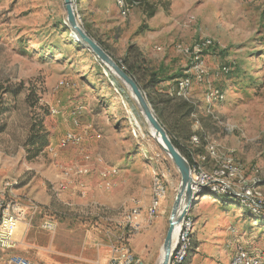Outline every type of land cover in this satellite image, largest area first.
Here are the masks:
<instances>
[{"label": "rangeland", "instance_id": "1", "mask_svg": "<svg viewBox=\"0 0 264 264\" xmlns=\"http://www.w3.org/2000/svg\"><path fill=\"white\" fill-rule=\"evenodd\" d=\"M70 1L82 32L100 44L122 69L128 48L152 39L153 43L139 52L141 57L132 53L127 60L151 110L154 107L161 113L163 129L175 135L181 127L191 136L200 134L208 139L220 153L233 150L245 176L256 169L264 188V0H196L195 4L191 0H140L124 19L113 7V0ZM152 9L160 14L157 19L167 21L162 22L165 26H174L176 37L149 33L146 14ZM66 24L64 0H0V197H9L5 183H15L14 191L26 181L42 180L34 171L23 170L25 164H52L61 174L87 164L90 174L82 181L89 179L93 186L101 183V171L113 172L111 179L127 185L130 197L137 196L139 188L150 191L144 217L137 220L138 229L132 231L123 221L131 202L112 208L89 203L59 212L63 228L58 241L68 254L97 264L105 256L109 263L111 246L124 239L122 245L141 264H158L180 175L149 138L143 124L134 126V111L124 101V87L113 85L105 66L71 38ZM198 38L213 42L204 54L209 80L214 88L226 92L212 117L203 110L204 86L194 84L189 101L181 99L174 89L175 79L184 76L189 66L175 47L189 46ZM219 67H229V74L215 77ZM167 80L170 84L165 83ZM60 81L68 88L56 89ZM182 102L194 108L195 120L191 116L182 120L184 112H175ZM51 110L57 114L52 115ZM226 124L232 127L231 132L225 131ZM86 126H91V134L97 139L84 135ZM69 131L85 138L78 146L59 148V139ZM30 141L35 147L46 141L40 156L29 159L33 152ZM186 145L203 170L213 167L212 162L201 164L197 158L203 149ZM159 186L164 188V195L149 219L152 191ZM102 192L99 195L105 196ZM85 193L84 197L77 196L86 201L89 192ZM199 197L185 216L192 245L184 264H230L237 246L264 255L263 219L252 218L236 202L223 197ZM38 212L35 226L41 243H45L56 231L48 235L40 230L43 218L52 215ZM138 248L143 251L141 256L136 254ZM13 256L33 264L13 251H0V264H7Z\"/></svg>", "mask_w": 264, "mask_h": 264}, {"label": "built area", "instance_id": "2", "mask_svg": "<svg viewBox=\"0 0 264 264\" xmlns=\"http://www.w3.org/2000/svg\"><path fill=\"white\" fill-rule=\"evenodd\" d=\"M139 3L140 0H113V5L122 19L126 18L130 11L138 6ZM74 9L76 8L74 7ZM212 46L213 42L208 38H198L189 46L176 45V53L183 55L189 66L184 73L185 78L177 80L174 88L181 99L189 101L192 86L194 84L204 86L203 110L206 115L211 117L213 116L216 105L223 102L226 96V92L214 88L209 80V70L205 62L204 54L210 51ZM229 72V67H219L216 73H214V76H226ZM63 88H68V85L60 81L56 89L59 90ZM78 110H81V108H78ZM50 112L52 115L57 114V111L54 110ZM191 118L195 120L196 116L193 114ZM78 126L79 123L74 121V127ZM224 128L226 132H231L233 130L228 124H226ZM82 131L84 135L90 137V139L97 137L91 134L93 133L91 126L84 127ZM84 138L75 132H66L59 139L58 147L78 146ZM189 144L194 149H203L204 153L202 155L198 154L197 157L201 164H205V162L207 163L209 161L213 163V167L205 171L200 165L194 162L193 159V165L190 167L191 178L194 184L203 187V189L199 190V193L205 197L206 195L203 194V191H208V195L223 196L232 199L238 206L248 210L255 217L264 220V196L259 188L261 180L259 179L258 171L252 169L250 176L246 177L242 165L237 164L235 161L234 151L226 150L220 153L216 145L208 139L201 140L197 135H192ZM47 151L53 156L52 148L48 147ZM84 159L86 162L89 161L88 157ZM112 173L113 172L105 170L99 173L102 190L109 191L113 188L114 185L111 180ZM89 174L90 169L87 164L74 169L64 170L62 173L64 184H59L58 188L59 190H64L66 184L73 182L71 179L74 178V183L78 185V194L84 197L86 195V190L82 179L89 176ZM14 185L15 183H5L4 188L9 197L5 200L0 197V250L4 252H11L18 247L19 242L15 239V236L20 225L30 228L34 217L39 211V206L31 200H26V211L23 209L20 203L16 201L13 194L12 188ZM163 195L164 188L162 186L153 188L151 204L148 209L149 219L154 217ZM139 219V209L135 206L132 207L128 213L123 215L124 224L132 231L138 229L139 223L137 220ZM185 219L186 217L180 224V233L173 246L174 250L169 264H181L186 259L185 256L189 249L191 236L188 234V230L186 229L187 226L184 224ZM39 228L43 233L50 235L56 231L57 225L53 220L45 218L40 222ZM122 242H124V239L120 240L118 246H111L110 251L112 258L108 264H141L140 260L136 258L128 247L122 245ZM7 264L30 263L21 257L13 256L7 261ZM230 264H264V255L258 252H249L244 247L237 246L231 257Z\"/></svg>", "mask_w": 264, "mask_h": 264}, {"label": "crops", "instance_id": "3", "mask_svg": "<svg viewBox=\"0 0 264 264\" xmlns=\"http://www.w3.org/2000/svg\"><path fill=\"white\" fill-rule=\"evenodd\" d=\"M191 3L195 4L197 3V1L191 0ZM203 4H205V2ZM186 8V11H190V8ZM159 15L160 14H158L156 10L154 16L151 19H148L149 22H147V24L149 26V33H167L169 34L168 36H170L171 34L176 37L178 33L177 30L174 31V26H165L162 22H165L166 20H162L161 18L157 19ZM143 18H145L144 15ZM148 40L149 41L145 40L137 42L134 44V46H136V48L141 52L144 45L153 43L152 39ZM165 83L170 84V81H167ZM23 170H25L26 172L34 171L36 177H40V179L42 180L26 181L22 183L20 187L13 191L16 201L20 203L25 211L27 207L26 200L35 202L39 206V211L41 210L45 213H48V215H52L47 217L48 219L53 220L57 225L56 233L53 236L48 237V240L45 243H41L40 241L38 235L40 233L37 231L38 227L35 226V220L34 222H32L30 228H26L24 227V225H20L15 236V239L19 242V245L15 250H13V252L18 253V255L31 261L33 264L91 263V261L87 260L85 257L83 258L79 255L77 256L68 254L62 248L58 241L61 234V229L63 228L62 222L60 220L63 215L59 212L64 210V208H74L76 206L80 207L82 205L85 206L89 203L93 205L102 203L105 206L112 208L117 203H119L121 206H124L131 202V205L133 204L131 207L135 206L139 209L140 219H142L144 217V209L146 208L150 197V191L144 188H139L137 190V196L130 197L131 194L128 193L129 187L127 185H124L122 181H115L113 178L111 180L114 185L113 188L115 187V189L111 193L102 192L103 190L101 189L100 184L97 183L96 186H93L91 185V181L89 179H86L83 183L85 190L89 192V198L87 197V199H90V201H87V199L85 201L77 196L78 185L74 182L67 183L64 190H59L58 185L61 183L64 184L63 175L58 171V169L53 167L52 164L46 166L42 165L41 167L32 165L28 166L25 164L23 165ZM262 190H264V188L260 187V191L264 196V191ZM101 192L104 193L105 196H103V194L99 195ZM140 210H142L141 213ZM127 240L128 242H130L129 238H127ZM136 247H138V244H136ZM142 252L143 251L139 250V248L136 250V254L139 256L143 254ZM108 260L109 257L105 256L101 260H99L97 264H107Z\"/></svg>", "mask_w": 264, "mask_h": 264}, {"label": "water", "instance_id": "4", "mask_svg": "<svg viewBox=\"0 0 264 264\" xmlns=\"http://www.w3.org/2000/svg\"><path fill=\"white\" fill-rule=\"evenodd\" d=\"M65 11L67 15L68 24L72 28H76L78 31V36L81 38L89 47L90 52L105 66L106 69L111 70L117 77L127 84L132 93L137 97L140 104L143 106L146 116L149 119L151 125L155 131L160 135L161 141L165 146V150L168 152L169 159L177 169L180 175V184L178 192L176 194L174 203L171 208L170 218L168 221V229L164 238L161 252L163 253V260L161 264H169L171 255L173 253L174 247L172 244L173 232L177 225H180L186 214L189 213L190 208L193 206L196 199L202 196L199 190L203 187L193 183L191 178L190 166L187 161L180 155L177 149L172 145L169 140L166 131L156 120L153 115L149 104L146 102L144 96L141 93V90L133 78L119 65H117L114 60L92 39L85 35L82 30L79 28L75 21V15L73 13L72 5L70 0H64ZM183 204V207L180 211V206ZM180 211V213H179ZM179 215L176 217V215ZM176 220L174 221V219Z\"/></svg>", "mask_w": 264, "mask_h": 264}, {"label": "trees", "instance_id": "5", "mask_svg": "<svg viewBox=\"0 0 264 264\" xmlns=\"http://www.w3.org/2000/svg\"><path fill=\"white\" fill-rule=\"evenodd\" d=\"M154 14H155V11L152 9L149 13L146 14L147 19H151L154 16ZM98 45L102 48V46L100 44H98ZM102 49H104V48H102ZM139 52L140 51L135 46H130L128 48V52H127L126 59H125L124 63L120 64L123 67V69L129 75H131V77L137 83V85H138V79L136 78V75L134 74V72L132 73L130 71L131 67L128 64L127 58L130 57V55L132 53H135L138 57H141ZM141 63H143V61H141ZM181 78H185V76L180 75V77L175 79V81H177V80H179ZM154 82H156V84H159L160 81L156 80ZM152 83L153 82H151V84ZM141 91H143V93L145 92L143 88H141ZM177 111H183L184 112V114H183L184 117H181V119L187 121L190 118V116L193 115L194 108L192 106H190L189 104H187L186 102H182V103H179V105L175 108V112H177ZM153 113L155 114V118L159 122V124L163 125L161 120H160L161 113L156 112L154 107H153ZM165 131H166L168 137H170L169 140L171 141L172 145L177 149V151L180 153V155L187 161L189 166L192 167L194 153L190 149V147H187V145H186V144H188L190 142V138L192 137L191 133H189V132L187 133V131L185 129L181 128V127H177V131H176L177 133L175 135H174L173 131H171V130L169 131V130L165 129ZM194 135H197L201 140L204 139L203 136H201L200 134H194ZM180 139L184 140V143H181V141H179ZM30 142H31V145L33 146V149H32L33 152L31 153V157L29 159L36 158V157L40 156V154L44 151V148H46V144H47L46 141L43 144H40L38 147H35L36 143L34 141H30ZM203 192H204L203 194L208 196V193H207L208 191H203ZM213 197L218 199V198L223 197V196H213ZM223 198H225L226 200H228L230 202H233L232 199H229V198H226V197H223ZM246 212L252 218L259 219L258 217H255L254 215H252L248 210H246ZM191 245H192V240H190V245H189V249L187 251V254H188L189 250L191 249ZM185 261H186V259L181 264H184Z\"/></svg>", "mask_w": 264, "mask_h": 264}, {"label": "bare ground", "instance_id": "6", "mask_svg": "<svg viewBox=\"0 0 264 264\" xmlns=\"http://www.w3.org/2000/svg\"><path fill=\"white\" fill-rule=\"evenodd\" d=\"M67 26H68V28L70 30L71 38L76 43L81 44L83 47H85L87 51H90L88 45L81 38H79L77 29L76 28H72L69 24ZM107 70L109 72V75L112 78L113 85L115 86V85L120 83V85H122L124 87V90H125V93H126V97H124L125 100L124 99L123 100L126 103H130L132 111H134L133 112V115L135 117V119L133 121L134 126L137 128L138 123H142L143 126L146 129V132H147L149 138L152 140V142H154L156 144V146L163 152V154H165L169 158L168 152L165 150V146H164L163 142L161 141L160 135L155 131V129L151 125L149 119L146 116V113H145V110H144L143 106L140 104V102L137 99V97L132 93L130 87L127 84H125L122 80H120L117 77V75H115L111 70H109V69H107ZM122 86H120L121 89H122ZM137 134H139V133H137ZM140 137H141V135H140ZM182 207H183V204H181V206H180V211H181ZM180 211H179V213H180ZM179 213L176 215V217L179 215ZM175 220H176V218L174 219V221ZM179 233H180V225H177L175 227V229H174V232H173V240H172L173 246L175 245V243L177 241ZM162 260H163V253L161 252L158 264H161Z\"/></svg>", "mask_w": 264, "mask_h": 264}]
</instances>
